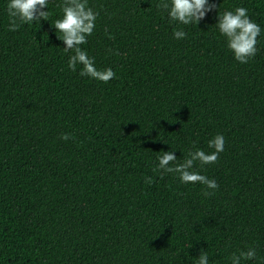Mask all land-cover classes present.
I'll return each instance as SVG.
<instances>
[{
  "label": "trees",
  "instance_id": "1",
  "mask_svg": "<svg viewBox=\"0 0 264 264\" xmlns=\"http://www.w3.org/2000/svg\"><path fill=\"white\" fill-rule=\"evenodd\" d=\"M7 3L0 264H196L201 249L209 264H231L249 247L256 258L241 264H264V0H209L216 8L189 25L170 21L160 0H88L99 15L81 47L116 73L108 83L68 67L71 52L52 26L62 0H48V21L16 31ZM236 7L262 30L246 64L215 25L218 11ZM217 134V162L194 164L218 183L214 195L157 169L161 150L178 160L210 153Z\"/></svg>",
  "mask_w": 264,
  "mask_h": 264
},
{
  "label": "clouds",
  "instance_id": "2",
  "mask_svg": "<svg viewBox=\"0 0 264 264\" xmlns=\"http://www.w3.org/2000/svg\"><path fill=\"white\" fill-rule=\"evenodd\" d=\"M48 0H8L7 15L9 18V31H16L21 24L34 21H48L49 12L47 9ZM62 15L56 19L52 26L57 36L62 40L66 52H71L68 59V67L72 71L80 66L79 75L90 77L97 81L108 83L116 77V73L111 68L98 69L95 59L81 47L87 43V37L91 36L96 27V19L99 15L92 7L88 6V0H62L59 5ZM157 9L167 12L170 21L183 25L198 24L204 19L206 14L216 8L215 4H210L209 0H160L156 5ZM219 33L225 37L228 49L233 53L234 59L242 64H246L255 57L257 53V38L261 35V27L253 22L248 16V10L244 7H236L231 11L219 12L217 23L215 24ZM109 38L114 37L108 34ZM175 39H183L185 31L175 30ZM111 52V49H109ZM116 54H119L118 52ZM68 134H61L60 139L68 140ZM225 138L222 134H217L208 141V147L214 149L210 153L204 150L195 149L189 151L182 160L173 154L172 151L161 150V155L157 157V169L164 173H175L182 183H200L206 189L213 191H203L202 195L211 196L219 188L215 179H209L205 175L194 170L195 162L201 165L214 164L219 158V154L224 151ZM157 169H154L157 170ZM151 177L145 178V183H152ZM255 248L242 249L239 253H233L231 264H241L242 261L254 260L256 258ZM196 264H209L208 252L200 250Z\"/></svg>",
  "mask_w": 264,
  "mask_h": 264
}]
</instances>
